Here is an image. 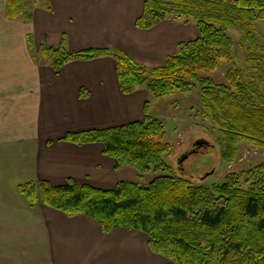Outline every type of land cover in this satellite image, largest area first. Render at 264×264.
Listing matches in <instances>:
<instances>
[{"label":"trees","instance_id":"16d2710c","mask_svg":"<svg viewBox=\"0 0 264 264\" xmlns=\"http://www.w3.org/2000/svg\"><path fill=\"white\" fill-rule=\"evenodd\" d=\"M23 3L7 0V17L25 15L30 20ZM47 10L51 11L50 6ZM191 18L195 40L179 43L157 68L144 67L117 50L70 54L64 37L55 48H41L37 61L30 39L29 49L35 62L50 59L55 73L71 61L110 56L123 95L145 86L163 99L188 94L197 83L202 119L219 128L226 146L222 159L232 162L235 147L243 139L264 148V42L256 32L257 23L264 20V0H145L135 27L147 31L163 21L189 25ZM234 27L246 44L244 63L249 68L246 73L230 68L225 83L216 86L209 76L221 61L230 59L234 43L228 30ZM163 137L162 122L145 110L140 121L115 129L68 133L61 139L77 146L101 144L103 154L116 161V169L128 166L141 176L162 173L146 186L120 183L113 191H102L71 181L61 186L41 181L19 185L17 192L30 204L69 218L89 217L105 234L118 228L143 233L150 251L169 264H264V162L243 172L247 190L238 186L233 174L220 186L197 187L167 175L163 157L170 156L172 149L162 142Z\"/></svg>","mask_w":264,"mask_h":264},{"label":"crops","instance_id":"0c3cea01","mask_svg":"<svg viewBox=\"0 0 264 264\" xmlns=\"http://www.w3.org/2000/svg\"><path fill=\"white\" fill-rule=\"evenodd\" d=\"M47 2L51 11L31 8L26 22L25 15L7 17V0H0V264H169L150 251L143 233L118 228L105 234L89 217L69 218L30 204L17 192L19 185L41 181L51 186L71 181L102 191L120 183H151L143 180L149 174L116 169L99 143L61 141L68 133L142 120L152 97L145 86L123 95L115 61L107 55L71 61L55 73L50 59L35 62L29 39L35 55L44 46L57 47L64 37L70 54L117 50L157 68L179 43L196 38L195 30L166 21L136 29L145 0ZM256 32L264 42V20Z\"/></svg>","mask_w":264,"mask_h":264},{"label":"rangeland","instance_id":"374dc122","mask_svg":"<svg viewBox=\"0 0 264 264\" xmlns=\"http://www.w3.org/2000/svg\"><path fill=\"white\" fill-rule=\"evenodd\" d=\"M23 5L26 14L31 12V8L47 9L49 7L47 0H24ZM23 19L29 22L26 17ZM189 21V30L193 28L196 33L194 19L191 18ZM175 23L183 25L182 21ZM228 35L234 43L233 49L229 52L230 59L221 61L216 72L209 76L216 86L225 83L226 74L230 68H236L241 73H246L249 68L244 63L248 54L247 47L240 40L236 27L228 30ZM36 54L34 55L37 61L40 55L39 52ZM47 60L48 58L39 61L42 64ZM235 62H237L236 67ZM151 96L147 106V115L162 122L164 128L162 142L169 144L172 149L170 156L163 157L165 165L169 168L167 175L188 180L197 187L212 188L222 185L233 174L238 180V186L244 190L248 189L249 186L245 183L246 178L243 172L264 162V148L254 146L253 140L249 143L247 139H243L235 147L236 152L232 162L224 161L222 154L226 152L225 142L219 134V128L205 123L202 119L200 86L197 83L188 94L176 93L163 99L156 98L152 94ZM184 156H187V159L180 165V160ZM161 174L159 172L156 175ZM155 177L151 173L143 180L147 178L146 180L152 181Z\"/></svg>","mask_w":264,"mask_h":264},{"label":"water","instance_id":"95a60500","mask_svg":"<svg viewBox=\"0 0 264 264\" xmlns=\"http://www.w3.org/2000/svg\"><path fill=\"white\" fill-rule=\"evenodd\" d=\"M185 159H187V156H184L183 158H181V160H180V165L183 163V161H184Z\"/></svg>","mask_w":264,"mask_h":264}]
</instances>
